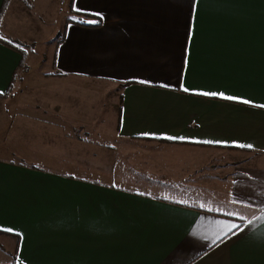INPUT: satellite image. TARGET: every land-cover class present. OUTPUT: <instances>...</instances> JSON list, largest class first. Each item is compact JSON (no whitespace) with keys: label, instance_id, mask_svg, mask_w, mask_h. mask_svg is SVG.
I'll use <instances>...</instances> for the list:
<instances>
[{"label":"crops","instance_id":"0c3cea01","mask_svg":"<svg viewBox=\"0 0 264 264\" xmlns=\"http://www.w3.org/2000/svg\"><path fill=\"white\" fill-rule=\"evenodd\" d=\"M60 11L56 106L31 108L2 42H34L33 12L56 32ZM0 42V264H264V0H8ZM117 145L150 193L123 161L135 189L82 170Z\"/></svg>","mask_w":264,"mask_h":264},{"label":"rangeland","instance_id":"374dc122","mask_svg":"<svg viewBox=\"0 0 264 264\" xmlns=\"http://www.w3.org/2000/svg\"><path fill=\"white\" fill-rule=\"evenodd\" d=\"M19 1H21V0H19ZM22 3L25 4L24 2H22ZM30 6H31V1H30ZM30 6L26 5V7H28V8ZM30 15H31V18L27 19V21L23 22V24L20 26H22L24 28H28V29H33L32 30V31H34V33H33L34 39L33 40H35V41L34 42H27V43H25V42L19 43L20 40H18L19 42H17V41L8 42V41H6L7 43H10L14 48L21 50V51H24L26 53V59L29 57H32V61L30 62L31 65L33 66L32 72L27 74L28 79L23 82L21 78H23L25 76V74L28 72V70L23 71L21 69L19 71V73L16 75V77L14 79L15 81L13 83V88L17 89L14 93L23 94V96H25L26 94L33 95L34 99H32V100H34V101L30 100V102H34V103L32 104L31 108H35V107H38V108L45 107L46 108L47 107V108H49L50 111H53L52 107H55L56 104L53 103L52 101L44 100L41 93L44 90L48 91V89L54 88L55 85H53L52 83H48V81H51L50 79L52 77L58 76L57 72H55L53 75L52 67H51L50 63L52 61V55L54 52V47H55L56 43L63 36L62 31H60L61 30V27H60V25H61L60 24V22H61V16H60L61 11H60V14H58L59 18L57 20H55V22H56L55 26H57L56 32H53L50 29L52 26H50V27L41 26L39 24V21H40L39 17L36 13L33 12ZM40 22H42V21H40ZM51 24L52 23H50V25ZM36 27H38L40 29V34H39L38 30H35ZM52 34H55V35H52ZM39 60H41V62ZM38 61H39V63H38ZM25 66L27 67L26 62H25ZM67 88H68V86H67ZM14 89H11L10 93ZM66 92H67V90H66ZM39 95H41V97H39ZM8 96H9V94L6 95L4 97V99ZM4 99L0 98V104L3 107L8 108L10 105H9L7 100H9V99H6V100H4ZM88 100L89 99L86 100L85 95H83V96L81 95L78 97L76 104L78 103L77 106L81 107L82 110L89 109V101ZM69 102H73V101L70 99ZM54 104H55V106H54ZM66 104H65L66 107H74L73 106L74 104H72L71 106H68V103H66ZM70 111L73 112V111H75V109L71 108ZM79 135L83 139V145H82L83 152H85V150L92 151L93 148L89 147V142L87 143V141H86L87 138L85 139L84 131L83 132L81 131ZM76 136H78V135H76ZM1 144H2V142L0 141V145ZM0 148H1V146H0ZM132 152H134L132 149H131V151L130 150L128 151L126 149L124 150L122 145H117V147H114V149H110V146H101V147H98V151H97V154L99 155L98 163L93 164V165H91L89 163L85 164V165L83 164V165H81V167H82V170L89 171V170H91L90 166H92L98 172L103 173V175H112V172H114V173H116V178H118V179L112 180L110 178L104 179L101 177L102 178L101 180H104L106 182H113L115 185H118V186L123 185V186H130L129 188H134L131 185L132 183L130 180H128V179L122 180V179H119L121 177L117 176V173H122L123 166H124L122 163V161H123L126 164L125 167L134 169V170L130 171L132 174L138 173V177L142 178L141 182L136 180V179H135L136 181H134V182L140 183L142 186V187H140V184L137 185L138 186L137 188L140 187V189L138 191L147 190V192L150 193V190H148V189L152 188L150 186V182H152V181H147L148 175L145 174L146 171L144 170L143 165H141V163H138L136 161L137 159L136 160H135V158L131 159L130 156H131ZM84 155H86V154H83V156ZM12 157H13L12 158L13 160H17L19 162H22V160H24L23 158L18 156L17 153L12 155ZM7 158H9V157H7ZM6 160H9V159H6ZM20 164H22V163H20ZM23 164L30 166V167L40 166V165H41V167L44 166V167H48V168L56 167V165L45 164V163H37V164L23 163ZM163 165H164V163H163ZM156 170H157V172L153 173L154 171L152 170L150 173L151 174L153 173L154 175H157V176L162 174L161 172H158V168H156ZM140 173H143L145 175L142 176V175H140ZM151 179H153V178H151ZM141 188H143V190Z\"/></svg>","mask_w":264,"mask_h":264},{"label":"trees","instance_id":"16d2710c","mask_svg":"<svg viewBox=\"0 0 264 264\" xmlns=\"http://www.w3.org/2000/svg\"><path fill=\"white\" fill-rule=\"evenodd\" d=\"M22 2H24L27 6H30V1L31 0H21ZM70 2L72 1V0H69ZM7 3H8V0H3V4H2V6H1V9H0V17L2 16V14H3V12H4V10H5V8H6V5H7ZM2 42V41H1ZM0 42V43H1ZM2 44L3 45H5V46H7V47H10V48H14L11 44H8V43H6V42H2ZM16 51L20 54V62H19V65H18V68H17V74H18V72H19V70H23V71H26L27 70V67L25 66V60H26V53L24 52V51H21V50H18V49H16ZM15 77H16V74L14 75V77H13V82L15 81L14 79H15ZM12 82V83H13ZM12 85V84H11ZM11 85H9V89H8V91L7 92H9L10 91V86ZM122 86H125V85H122Z\"/></svg>","mask_w":264,"mask_h":264},{"label":"snow or ice","instance_id":"6c2138e0","mask_svg":"<svg viewBox=\"0 0 264 264\" xmlns=\"http://www.w3.org/2000/svg\"><path fill=\"white\" fill-rule=\"evenodd\" d=\"M185 91H188V89H185ZM204 95H207V93H204ZM222 98L225 99V100H232L233 99L232 97H229V96H223ZM241 102H243L245 104L248 103L247 100H243ZM165 138L172 139L171 137H165ZM237 146L243 147L242 145H237ZM247 147L251 148L252 146L248 145ZM237 227H238V231L237 232H233L232 235H238V232L243 230L242 227H239V226H237ZM225 235L227 236V233ZM228 238L230 239L231 236H228Z\"/></svg>","mask_w":264,"mask_h":264}]
</instances>
